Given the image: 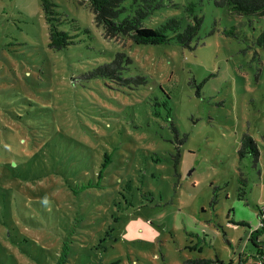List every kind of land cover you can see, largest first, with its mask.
Wrapping results in <instances>:
<instances>
[{
    "label": "rangeland",
    "instance_id": "374dc122",
    "mask_svg": "<svg viewBox=\"0 0 264 264\" xmlns=\"http://www.w3.org/2000/svg\"><path fill=\"white\" fill-rule=\"evenodd\" d=\"M48 1L75 41L65 49L48 46L42 0H0V264L255 262L264 15L152 0L146 26L174 18L182 31L201 18L190 49L106 38L89 0ZM124 5L120 17L136 2ZM118 52L131 59L127 75L147 76L140 94L82 77ZM244 132L257 160L238 152Z\"/></svg>",
    "mask_w": 264,
    "mask_h": 264
},
{
    "label": "trees",
    "instance_id": "16d2710c",
    "mask_svg": "<svg viewBox=\"0 0 264 264\" xmlns=\"http://www.w3.org/2000/svg\"><path fill=\"white\" fill-rule=\"evenodd\" d=\"M125 0H89V8L93 13L94 21L97 25L102 26L103 34L106 38L120 36L134 44H161L170 42L175 39L184 47L193 48V38L197 37L201 18L195 17L193 22L187 23L179 31V23L176 19L171 18L157 27H149L143 24L145 18L157 7L159 3H152V0H133L136 7L132 12H128L120 17L127 7L124 5ZM216 6L227 7L231 12L237 15H264V0H214ZM42 6L48 25V46L53 50L65 49L69 44H73V36L67 31L60 29L59 25L65 18L54 8L55 4L48 0H42ZM173 31V35H169ZM198 42V39L196 40ZM258 46L264 47V28L260 31L255 39ZM131 62V59L123 54L116 53L108 62L98 64L89 71H86L82 77L89 80L92 78H104L108 88L123 93L140 94L139 91L146 87L148 81L144 73L126 74L129 67L125 63ZM171 128L177 134L178 131L171 121ZM185 138V136H183ZM240 156L251 154L255 160L258 159L259 149L255 139L248 133L244 132L240 137L238 150ZM175 162L179 161V152L174 155ZM106 162L101 164L105 168ZM99 172H103L101 169ZM100 174V173H99ZM98 174V176H99ZM264 206L258 207V222L255 229L250 231L248 241L258 248L255 255H252L255 262H250L244 254H239V264H264V243L260 244L259 233L264 232ZM260 221L262 224H260ZM243 224L242 221L235 223ZM213 262L211 258L188 259L183 264H209ZM221 264H224L221 262Z\"/></svg>",
    "mask_w": 264,
    "mask_h": 264
},
{
    "label": "built area",
    "instance_id": "2783aa9c",
    "mask_svg": "<svg viewBox=\"0 0 264 264\" xmlns=\"http://www.w3.org/2000/svg\"><path fill=\"white\" fill-rule=\"evenodd\" d=\"M263 218H264V216H263ZM260 224H262V222L260 221Z\"/></svg>",
    "mask_w": 264,
    "mask_h": 264
}]
</instances>
